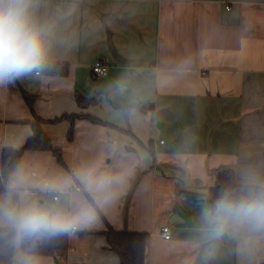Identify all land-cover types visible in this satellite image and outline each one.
<instances>
[{
    "label": "crops",
    "instance_id": "crops-1",
    "mask_svg": "<svg viewBox=\"0 0 264 264\" xmlns=\"http://www.w3.org/2000/svg\"><path fill=\"white\" fill-rule=\"evenodd\" d=\"M27 2L42 66L67 72L41 66L0 85V166L4 149L33 135L35 116L63 164L50 150L22 152L0 179V229L16 230L9 210L38 205L91 218L65 232L66 264H120L109 228L148 234L144 264H264V228L232 219L217 235L205 215L222 170L264 187V0ZM97 60L107 65L99 76ZM58 262L16 234L11 264Z\"/></svg>",
    "mask_w": 264,
    "mask_h": 264
},
{
    "label": "clouds",
    "instance_id": "clouds-1",
    "mask_svg": "<svg viewBox=\"0 0 264 264\" xmlns=\"http://www.w3.org/2000/svg\"><path fill=\"white\" fill-rule=\"evenodd\" d=\"M45 58L43 34L32 23L27 0H0V85L38 70ZM205 215L217 235L223 234L232 219H248L256 228H264V195L240 203L226 196ZM7 216L18 234L33 236L67 232L91 219L38 205L9 210Z\"/></svg>",
    "mask_w": 264,
    "mask_h": 264
},
{
    "label": "trees",
    "instance_id": "trees-1",
    "mask_svg": "<svg viewBox=\"0 0 264 264\" xmlns=\"http://www.w3.org/2000/svg\"><path fill=\"white\" fill-rule=\"evenodd\" d=\"M46 74H66L67 67L58 63H49L42 66ZM23 97L30 103L26 92L21 90ZM29 100V101H28ZM92 99L84 96H77L76 101L79 106H85ZM123 105L117 104L116 107ZM74 114L63 115L60 118L72 119ZM93 122L98 119L87 115ZM47 119L35 116L32 123L33 135L16 150L4 149L1 154L0 179L3 180L15 168L24 150H50L57 161L63 164L60 150L53 147L49 138L41 128V123ZM69 131V135L72 134ZM211 193L210 202L214 206L219 200L228 197L233 203H240L264 195V187L255 185H242L234 181L231 170H222L213 187L209 189ZM16 230L13 228L0 229V264H11L13 259ZM110 249L119 257L120 264H144L146 239L145 232L115 231L109 228L105 232ZM37 240L39 244L37 245ZM21 248L34 254H47L58 257V264H66L64 256L68 251V237L65 232L55 234H42L40 236L20 234Z\"/></svg>",
    "mask_w": 264,
    "mask_h": 264
},
{
    "label": "built area",
    "instance_id": "built-area-1",
    "mask_svg": "<svg viewBox=\"0 0 264 264\" xmlns=\"http://www.w3.org/2000/svg\"><path fill=\"white\" fill-rule=\"evenodd\" d=\"M227 9H229V5H225ZM107 70V65H105L102 61L97 60L94 62L92 65V72L94 73L95 76H99L101 74H104ZM38 72V71H37ZM163 141L160 140V143ZM160 233L164 239H169L171 237V229L168 224H164L160 227Z\"/></svg>",
    "mask_w": 264,
    "mask_h": 264
},
{
    "label": "water",
    "instance_id": "water-1",
    "mask_svg": "<svg viewBox=\"0 0 264 264\" xmlns=\"http://www.w3.org/2000/svg\"><path fill=\"white\" fill-rule=\"evenodd\" d=\"M190 197H192L193 199L197 200V199H203L204 195H201V194L198 195V193H192ZM38 244H39V241L37 240V245ZM55 261L57 262V259H55Z\"/></svg>",
    "mask_w": 264,
    "mask_h": 264
},
{
    "label": "rangeland",
    "instance_id": "rangeland-1",
    "mask_svg": "<svg viewBox=\"0 0 264 264\" xmlns=\"http://www.w3.org/2000/svg\"><path fill=\"white\" fill-rule=\"evenodd\" d=\"M250 263H251V261H250ZM249 264V263H248Z\"/></svg>",
    "mask_w": 264,
    "mask_h": 264
}]
</instances>
